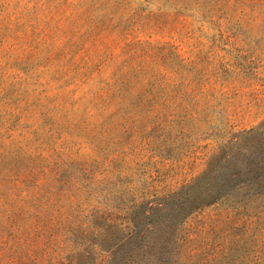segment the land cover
<instances>
[{
	"label": "rangeland",
	"instance_id": "374dc122",
	"mask_svg": "<svg viewBox=\"0 0 264 264\" xmlns=\"http://www.w3.org/2000/svg\"><path fill=\"white\" fill-rule=\"evenodd\" d=\"M263 150L264 0H0V264H264Z\"/></svg>",
	"mask_w": 264,
	"mask_h": 264
},
{
	"label": "trees",
	"instance_id": "16d2710c",
	"mask_svg": "<svg viewBox=\"0 0 264 264\" xmlns=\"http://www.w3.org/2000/svg\"><path fill=\"white\" fill-rule=\"evenodd\" d=\"M253 131H245L242 135L234 138V142L228 148L222 150L218 156L208 165V167L198 175L190 188H194L197 183L208 179L207 185L200 190L195 196L194 202H213L224 196L232 187L239 186L253 179L252 158L250 141L253 139ZM240 142L244 147L240 150L233 151ZM249 158V159H248ZM245 161L246 164L243 162ZM264 169V150L262 155V163L258 165ZM142 255L138 250H132L128 255L125 264H129L134 260L140 259Z\"/></svg>",
	"mask_w": 264,
	"mask_h": 264
}]
</instances>
